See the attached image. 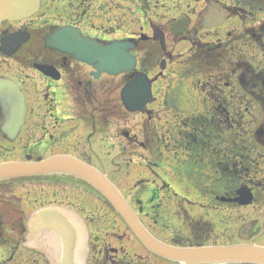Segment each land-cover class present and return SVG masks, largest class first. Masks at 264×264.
Listing matches in <instances>:
<instances>
[{"label":"flooded vegetation","instance_id":"1","mask_svg":"<svg viewBox=\"0 0 264 264\" xmlns=\"http://www.w3.org/2000/svg\"><path fill=\"white\" fill-rule=\"evenodd\" d=\"M56 1L41 0V8L34 16L20 21H5L0 26V80L16 84L26 102L22 124L8 131L7 115L0 101V163L36 161L54 154H65L55 153L54 149L59 144L58 138L52 135L65 121L61 100L71 103L70 110H65L82 131L71 154L92 165L107 162L96 158L98 147L95 140L96 133L107 125V115H112V112L113 116L118 114L117 103L113 108L111 99L112 91L117 88V76L97 73L93 66L46 47L45 38L59 26H72L84 36L102 43L111 42L118 39L114 35L118 19H128L124 15L131 17L133 10L124 8V15L118 17V0H62L68 2L74 13L71 16L52 15L47 10ZM124 1L141 14L143 21V26L131 31L132 36L128 37L136 44L134 51L138 60L134 74L145 73L149 78L158 74L157 80L152 83L155 100L147 105L143 114L153 110V104L158 100L160 109L163 106L165 112L172 111L178 117L177 125L168 130L172 139L168 140V144L161 145L166 155L157 160L154 167L157 173L164 171L165 177L171 173L179 180L189 181L190 185L185 189L198 199L192 212L182 207L181 203H172L180 209L182 217L178 215V210V213L174 212L184 220L187 235H190V238L184 239L188 244L249 243L264 247V187H259L263 184L260 179L264 180V165L259 161L264 158V0H189L193 12L171 8V14L166 12L162 15L156 10L159 2ZM149 10L151 13H148ZM209 13L214 14L212 22L215 25L205 28ZM100 15L110 21L107 30L98 23L101 19H96ZM229 19H234L237 27H225L217 33L215 30L223 27ZM126 25L129 28L130 24ZM153 26L165 35V31H170L178 39H189L191 49L188 60L176 62L175 68L164 59L160 65L150 59L144 60L147 46L137 36L149 29L152 31ZM8 35L27 36L10 55L1 50V39ZM161 53L169 55V49L165 46L161 48ZM39 66H49L52 74H45ZM165 75H170L176 85L168 83L164 86L161 83L155 88ZM132 76L133 72L122 79L131 80ZM35 80H39L44 87L38 99ZM171 97L176 102H169ZM108 100V105L103 107V101ZM185 103L188 107H182ZM245 126L250 128L248 138L244 133ZM140 132L138 152L149 157L153 150L145 125ZM83 136L89 145L78 153L76 148ZM134 157L145 162L144 157L134 155L126 162L128 167L141 162ZM106 175L140 216L143 201L132 192V188H125L124 177ZM200 183H205V187L200 188ZM163 184L167 185V182L163 181ZM243 189L249 194L248 203L241 202ZM13 195L17 198L15 192ZM160 196V191L155 195L153 193L149 205L159 206ZM185 201L190 203L194 200L186 198ZM24 204L19 199L0 204V264L44 262L42 256L23 246L27 216L41 205ZM176 235L179 234L173 236ZM181 238L170 237L163 241L186 244L179 241ZM89 259L93 264H109V260L103 259V253L90 255ZM138 264L149 263L140 260ZM161 264L178 263L161 258Z\"/></svg>","mask_w":264,"mask_h":264},{"label":"rangeland","instance_id":"2","mask_svg":"<svg viewBox=\"0 0 264 264\" xmlns=\"http://www.w3.org/2000/svg\"><path fill=\"white\" fill-rule=\"evenodd\" d=\"M118 1L119 10H116V14L118 16L123 14L122 10L124 8L127 10L132 9L133 14L131 17H126V15L123 14L124 17L128 19H119L117 21V31L115 30L116 33L114 35L119 38L130 37L132 36V34H130L131 31H137L141 26H143V21L140 17L141 14L137 12V10L131 6L130 3H126L124 0ZM153 2H159L156 10L158 13H161V15L166 12H170L171 14L173 11L171 8H175L180 11L193 12L191 9L192 3L189 0H153ZM161 2L163 3L161 4ZM47 11L52 15L60 16H71V14L74 13L73 8L69 6L68 2L62 0H57L54 3V6L50 7ZM149 12L151 13V10H149L148 13ZM162 18L163 17L161 16V20ZM96 19H101L100 22L103 24L100 22L98 23L105 28L107 27L106 30L108 29L110 25V21H108V19H103L102 15ZM56 21L62 22V20H55V22ZM126 24H130L129 28H127ZM229 26L231 28L237 27L236 21L234 19H229L223 27H220L215 31L218 33L221 30H224L225 27ZM165 33L167 34L166 39L169 55H164L160 52V49L156 44L157 41L152 39V31L150 29L145 33V35H148L149 38L143 41V43H146L148 53L145 54V51L143 55L146 59H151L153 63L156 62L157 65H160L162 59H164L167 63H171L175 68L177 64L176 62L188 60L187 56L190 51V42L188 40L178 41V38L170 31H165ZM212 36H214V34H212ZM155 52L157 54H155ZM156 57H159V60ZM117 82V88L112 91L111 99H113V108L117 103L118 114L113 116L114 112H112V115L109 113V115H107L108 119L105 123L107 125L102 126L101 131L96 133V140L93 139L95 142L97 141L96 148L98 147L96 149V158L102 162L107 160V162L101 164L94 163V165L97 168H101V170L106 174H110L114 177H117V175L124 177L125 188H132V192L137 193V197L143 201V212L140 213V218L155 236L162 240H167L170 237H182L183 239L181 238L179 241H183L188 244L189 242L184 238H190V235H187V229L183 224L184 220L175 214L174 211L176 210L177 212L178 209H176L172 203H181L182 207H187L189 212H192L191 209L196 207L195 205L197 204L198 199L193 198L195 195L185 189L186 187H189V181L185 179L179 180L171 175V173L165 177L164 171H161V174L158 172V174L156 167H154L155 162L157 160H161V157L166 155L161 145L168 144V140L172 139L168 134V130L171 126L175 127L177 125L178 117L174 116L172 111L170 113L165 112V107L163 106H161L160 109L158 100H156L153 104V110L147 112L146 114L139 112L130 113L124 108H118L120 106V90L123 85L122 75L117 76ZM175 82L176 81L173 80L170 75H165L161 78V80H159V83L155 86V88H158L161 83V85L164 86L168 83H174V85H176ZM34 87L38 90L36 95V98L38 99V95H40V92L43 91L44 87L41 85L39 80H35ZM155 95L158 96L157 94ZM39 99H41V97ZM173 101V97L169 98V102ZM109 102L110 100H108V102L103 101V107L107 106ZM187 103H185L182 107H188ZM70 104L71 103L64 100H61L60 103L61 109H64L62 117L65 121L61 126L57 127V130L52 132V135L58 138L59 144L54 149L55 153L71 154L75 141H77L82 133L76 120H74L71 115H68V110L71 108ZM41 110L44 111V106L41 107ZM143 125H145V130L147 131L149 140L151 141L150 144H152L153 153L148 154L150 155L149 157H146L144 154H140L138 152L140 145L137 141L140 138V131ZM249 129L250 128L248 126H245L244 133L246 138L250 135ZM84 140V136L79 139V143L77 145L78 148H76L78 153H81L82 149L88 148L89 143H86ZM99 140H101V142H99ZM95 142H92L93 145ZM252 147L256 149L255 146ZM134 155L139 158L144 157L145 162L141 161L143 159H137L134 157L136 161L141 162L135 166L132 165L133 167H128L126 162ZM112 161L115 162L112 164ZM259 161L263 166L264 158L259 159ZM257 178L260 179L259 176ZM57 179H59V181ZM64 180L65 182H63ZM260 180L263 181V184L259 187H264V180ZM163 181L167 182V185H164ZM57 182L60 183L57 184ZM170 186L174 189V191ZM158 187L160 188L158 189ZM199 187L204 188L205 183H200ZM159 191L161 195L160 205L157 207L150 206V196H152L153 193L154 195L159 193ZM13 192L17 194V198L13 195ZM186 198H190L194 201L189 203L188 201H185ZM17 199L21 201L22 205L26 202L30 205L32 204L36 206L46 205L51 202H58L66 204L68 207L75 208L76 210H81V214H84L88 218V220H86L89 224L91 238H93L95 242L92 247V256L94 254H98L97 250H100V254L103 253V257H108L107 259L109 260V264H138L140 260L147 261L149 264H161L160 258L156 256L154 257V255H149L150 253L144 249L136 238H134L133 234L117 216L110 204L98 193L89 189L75 178L70 177L68 179H63L61 175L53 174L34 180L25 179L0 181V204L4 202H16ZM25 199H27V201H25ZM28 207L31 208V206ZM178 212H180V214ZM178 212V215L182 217L180 209ZM201 215L205 217L203 214ZM175 234L179 235L174 237L173 235ZM208 244L210 243L208 242ZM42 264L47 263L44 261Z\"/></svg>","mask_w":264,"mask_h":264},{"label":"water","instance_id":"3","mask_svg":"<svg viewBox=\"0 0 264 264\" xmlns=\"http://www.w3.org/2000/svg\"><path fill=\"white\" fill-rule=\"evenodd\" d=\"M39 7L40 0H0V25L3 21L30 17ZM213 17L214 14L209 13L205 27L214 24ZM26 37H2V52L10 55ZM153 38H160L164 44L163 34L159 31H154ZM45 45L92 65L99 73L116 75L135 67L136 58L130 53L135 43L131 40L100 44L83 37L78 28L63 26L46 37ZM39 68L45 74H52L49 66ZM151 82L146 75L137 74L123 87L120 95L125 109L131 112L145 110L146 104L152 101ZM0 101L7 115L8 131L20 126L26 103L17 85L0 80ZM52 173L74 176L93 187L110 203L140 243L159 257L179 264H264V247L254 244L180 247L162 242L147 230L105 175L73 156L54 155L36 161L0 163V180ZM240 195L243 198L241 202H250L246 190L243 189ZM27 227L24 246L43 254L49 264H88L89 231L75 211L59 205L45 206L28 216Z\"/></svg>","mask_w":264,"mask_h":264},{"label":"trees","instance_id":"4","mask_svg":"<svg viewBox=\"0 0 264 264\" xmlns=\"http://www.w3.org/2000/svg\"><path fill=\"white\" fill-rule=\"evenodd\" d=\"M139 50H142V49H139Z\"/></svg>","mask_w":264,"mask_h":264}]
</instances>
